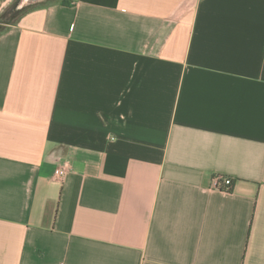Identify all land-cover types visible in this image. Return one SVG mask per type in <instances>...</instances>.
I'll list each match as a JSON object with an SVG mask.
<instances>
[{
	"label": "crops",
	"instance_id": "crops-1",
	"mask_svg": "<svg viewBox=\"0 0 264 264\" xmlns=\"http://www.w3.org/2000/svg\"><path fill=\"white\" fill-rule=\"evenodd\" d=\"M39 3L0 35V264H264V0Z\"/></svg>",
	"mask_w": 264,
	"mask_h": 264
},
{
	"label": "trees",
	"instance_id": "trees-1",
	"mask_svg": "<svg viewBox=\"0 0 264 264\" xmlns=\"http://www.w3.org/2000/svg\"><path fill=\"white\" fill-rule=\"evenodd\" d=\"M45 1L56 2L54 0ZM62 4L66 5V2H62ZM39 5L43 4L36 3L25 5L23 4V0H13L0 13V35L6 32L11 26L15 25L25 14Z\"/></svg>",
	"mask_w": 264,
	"mask_h": 264
},
{
	"label": "built area",
	"instance_id": "built-area-1",
	"mask_svg": "<svg viewBox=\"0 0 264 264\" xmlns=\"http://www.w3.org/2000/svg\"><path fill=\"white\" fill-rule=\"evenodd\" d=\"M67 170L65 168L57 167L53 171V179L58 182H62L65 178ZM233 187V180L224 175H217L213 179V188L221 192H230Z\"/></svg>",
	"mask_w": 264,
	"mask_h": 264
},
{
	"label": "water",
	"instance_id": "water-1",
	"mask_svg": "<svg viewBox=\"0 0 264 264\" xmlns=\"http://www.w3.org/2000/svg\"><path fill=\"white\" fill-rule=\"evenodd\" d=\"M44 0H23V4L29 5V4H36Z\"/></svg>",
	"mask_w": 264,
	"mask_h": 264
},
{
	"label": "rangeland",
	"instance_id": "rangeland-1",
	"mask_svg": "<svg viewBox=\"0 0 264 264\" xmlns=\"http://www.w3.org/2000/svg\"><path fill=\"white\" fill-rule=\"evenodd\" d=\"M54 1H59V0H54Z\"/></svg>",
	"mask_w": 264,
	"mask_h": 264
}]
</instances>
